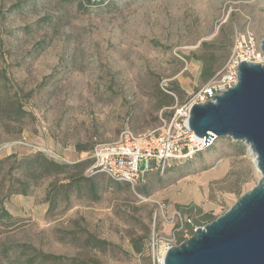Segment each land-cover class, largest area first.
Here are the masks:
<instances>
[{"label": "rangeland", "instance_id": "obj_1", "mask_svg": "<svg viewBox=\"0 0 264 264\" xmlns=\"http://www.w3.org/2000/svg\"><path fill=\"white\" fill-rule=\"evenodd\" d=\"M79 1L0 0V70L9 95L28 110L22 120L0 115V158L10 164L37 151L60 162L91 158L76 145L112 143L125 126L162 132L171 111L158 107L159 88L175 93L173 105L184 103L208 82L196 55L212 51L219 70L238 31L251 29L260 43L264 37V0ZM235 142L217 138L192 158L151 171L135 188L98 177L100 198L73 193L53 212L45 198L50 179L28 195L3 199L2 192L0 205L18 223L0 235V264H73L82 257L152 264L132 238H189L185 221H207L175 217L177 204L201 207L199 218L218 217L258 183L254 154L245 143L240 153ZM89 234L107 244H87Z\"/></svg>", "mask_w": 264, "mask_h": 264}, {"label": "water", "instance_id": "obj_2", "mask_svg": "<svg viewBox=\"0 0 264 264\" xmlns=\"http://www.w3.org/2000/svg\"><path fill=\"white\" fill-rule=\"evenodd\" d=\"M212 97L193 104L190 129L205 145L221 137L247 144L261 177L224 214L171 246L164 264H264V64L242 61L236 85Z\"/></svg>", "mask_w": 264, "mask_h": 264}, {"label": "built area", "instance_id": "obj_3", "mask_svg": "<svg viewBox=\"0 0 264 264\" xmlns=\"http://www.w3.org/2000/svg\"><path fill=\"white\" fill-rule=\"evenodd\" d=\"M264 64V51L257 35L251 29L238 31L234 37V46L230 56L216 76L204 84L184 103H176L169 108L171 116L162 132L138 133L125 126L112 143L97 144L91 152L93 164L86 170L87 175L102 172L119 182H128L133 188L142 183L147 174L154 170H164L172 162H182L192 158L198 151L209 145L190 129V110L195 103L212 100L213 95L221 94L238 82V68L242 61ZM174 97L175 93L169 91ZM142 197V195H139ZM164 212L165 204L159 202ZM181 217L180 210L174 216ZM197 227H194V231ZM194 233V232H193ZM182 237V236H181ZM182 237V241L187 239ZM177 234L169 237L152 235L150 254L152 264H164L168 249L178 245Z\"/></svg>", "mask_w": 264, "mask_h": 264}, {"label": "trees", "instance_id": "obj_4", "mask_svg": "<svg viewBox=\"0 0 264 264\" xmlns=\"http://www.w3.org/2000/svg\"><path fill=\"white\" fill-rule=\"evenodd\" d=\"M67 3L77 2L79 0H61ZM91 2V0H89ZM108 0H99L97 3H104ZM80 2V1H79ZM207 46V43H203ZM197 60H199L201 65V77L204 81H209L213 79L218 73L217 58L212 51L205 50L203 53L196 55ZM9 78L5 71L0 70V91H4V96L0 97V115L2 118L8 120H22L28 114V110L19 98H14L9 95L10 89L8 87ZM158 107L166 108L171 107L175 100L174 96L169 92L167 93L163 89L157 90ZM170 115L171 113H166ZM217 140V139H216ZM216 140L205 147H212ZM237 149L240 153H244L245 144L244 142H235ZM95 145H84L77 144L76 149L78 152H92ZM202 149V150H204ZM198 151L196 154L201 152ZM10 159L8 157L0 158V172L1 169H6L3 171V175L0 178V194L4 192L3 199H9L13 194H23L28 195L32 188L37 186L40 181L44 179H50L48 189L46 191V201L49 203V211L53 212L61 201L69 200L73 193H76L81 197H90L98 199L100 198V186L96 181L98 177H103L106 174L102 172H96L92 175H87L86 170L93 164V158L79 159L72 162H60L56 159L49 158L42 151H37L30 155H25L21 159H16L12 164H10ZM170 165L167 168H170ZM117 184H124L130 187L128 182L111 181ZM178 209L183 214H189L193 218L194 225H200L201 220L211 222L217 218L212 213H206L199 218L202 214L201 207L191 205L188 207L185 204H177ZM18 219L13 216V214L4 206L3 203L0 205V235L5 231L12 230L17 226ZM185 226L190 227L194 232V227L187 221H185ZM148 233H151L150 227H148ZM148 235L132 238V244L134 250L140 255L148 254L150 263H152V257L150 254V243L146 244V238ZM178 241H182L180 233L177 235ZM87 244H92L95 248H100L106 245L107 242L98 238L97 236L89 234L85 237ZM73 264H103L98 259L93 257H82L75 258Z\"/></svg>", "mask_w": 264, "mask_h": 264}]
</instances>
